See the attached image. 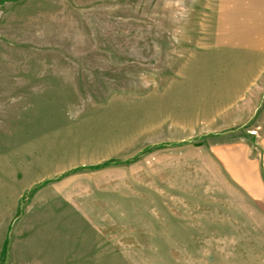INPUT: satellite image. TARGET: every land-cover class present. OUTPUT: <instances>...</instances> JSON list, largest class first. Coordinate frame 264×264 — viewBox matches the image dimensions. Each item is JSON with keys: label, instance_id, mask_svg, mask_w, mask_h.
Listing matches in <instances>:
<instances>
[{"label": "rangeland", "instance_id": "obj_1", "mask_svg": "<svg viewBox=\"0 0 264 264\" xmlns=\"http://www.w3.org/2000/svg\"><path fill=\"white\" fill-rule=\"evenodd\" d=\"M0 264H264V0H0Z\"/></svg>", "mask_w": 264, "mask_h": 264}]
</instances>
